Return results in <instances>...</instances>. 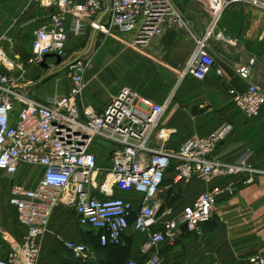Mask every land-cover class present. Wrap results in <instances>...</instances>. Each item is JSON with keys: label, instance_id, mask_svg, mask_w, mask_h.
<instances>
[{"label": "built area", "instance_id": "obj_1", "mask_svg": "<svg viewBox=\"0 0 264 264\" xmlns=\"http://www.w3.org/2000/svg\"><path fill=\"white\" fill-rule=\"evenodd\" d=\"M104 1L41 0L44 8L53 11L33 29L28 56L0 48V173L10 180L7 204L14 208L23 230L19 241L6 239L9 249L0 264H36L57 207L72 209L78 225L94 231L101 247L122 245L123 235L132 227L146 237L140 251L148 253L147 264H159V247L174 245L184 232L200 233L221 193L217 188L203 191L175 212L165 199L170 186L181 179L209 182L242 174L252 181L264 175L248 162V154L233 162L213 156L232 132L230 123L206 135L192 134L176 149H168L166 143L175 130L161 126V120L170 98L158 104L125 86L102 111L79 107L88 61L66 60L68 39L84 37L88 30L104 36L128 35L127 45L142 53L171 24L194 42L181 76L201 81L213 69L220 74L214 68L210 41L237 45L220 27L224 10L242 5L264 13V0H198L207 16L200 35L172 0H110L103 20ZM62 64L70 92L35 99L31 89L52 77L49 70ZM253 66L252 59L235 64L234 72L246 87L229 92L234 107L249 120L258 118L264 105V90L253 81ZM33 69L46 73L32 79ZM97 142L110 145L107 169L97 166L93 151ZM168 172H172L170 184L165 180ZM56 238L75 258L89 257L85 244ZM243 264H264V250Z\"/></svg>", "mask_w": 264, "mask_h": 264}, {"label": "crops", "instance_id": "obj_2", "mask_svg": "<svg viewBox=\"0 0 264 264\" xmlns=\"http://www.w3.org/2000/svg\"><path fill=\"white\" fill-rule=\"evenodd\" d=\"M2 1L10 10H4L7 12L0 18V26L4 28L0 34V48L26 57L31 42L24 39L23 33L40 26L53 9L44 8L41 0ZM109 1H104L103 20L107 16ZM190 9L192 12L184 10L183 13L192 21L193 31L200 35L206 27L207 16L206 21L195 20L194 5ZM220 27L235 37L237 45L210 41L214 68H219L220 74L213 69L201 81L189 75L181 76L194 42L184 30L171 24H167L162 35L142 53L127 45L130 36L117 32L104 36L88 30L84 37H70L66 43V60L81 58L88 61L83 76L84 87L77 98L78 106H91L102 111L110 98L125 86L158 104L170 98L161 120V126L175 130L166 143L168 149H176L192 134L206 135L226 122L232 125V132L219 143L213 156L233 162L248 154V162L264 171V105L260 116L249 120L234 107L229 94L230 90L241 91L246 87V82L235 74L234 66L248 58L261 63V68L253 66L252 73L253 81L264 90V13L247 6H231L222 13ZM63 67L62 64L51 68L49 73L57 75L34 86L31 95L41 101L53 94H68L71 83L64 78ZM45 73L44 69H33L29 76L35 79ZM93 151L97 166L107 169L110 166V145L94 143ZM106 154L108 159L104 161ZM101 178L99 174L98 179ZM171 178L172 172H168L167 184ZM213 188L221 193L210 219L200 226V233L184 232L174 245L160 246L159 264H243L248 257L264 250V175L253 177L252 181L242 174L214 178L209 182L193 178L170 194L174 200H170L169 206L178 212L191 204L198 194ZM10 208L14 217L10 216ZM0 217L1 260L9 249L6 239L10 237L19 241L23 230L14 208L8 204L4 203ZM58 235L85 244L89 257L75 258L57 240ZM122 239L121 249H102L96 233L80 227L72 209L57 207L51 216L48 233L41 240L36 264H126L129 260L147 264L148 253L140 251L146 237L131 227Z\"/></svg>", "mask_w": 264, "mask_h": 264}, {"label": "rangeland", "instance_id": "obj_3", "mask_svg": "<svg viewBox=\"0 0 264 264\" xmlns=\"http://www.w3.org/2000/svg\"><path fill=\"white\" fill-rule=\"evenodd\" d=\"M173 3H175L183 12L185 11H188V12H192V10L190 9V6L193 7L194 5V9H193V13L196 17L195 20H205L206 21V14L204 13V10H203V7L201 5V3L198 1V0H172ZM9 5V4H8ZM189 7V8H188ZM188 8V9H186ZM4 10H7L9 11L10 9L7 8V6L5 4H3V1L0 0V18L3 17V14L6 13L7 11H4ZM185 10V11H184ZM51 12V10H49L48 14ZM4 31V28L2 26H0V34L3 33ZM32 31L33 30H29V32H26V33H23V37L24 39H29L30 42H31V39H32ZM232 38H235L233 37L231 34H229ZM30 44V43H29ZM60 74V73H59ZM57 74H53L52 76H55ZM104 161L108 159V155H104L103 157ZM26 169L29 170V167H26ZM31 174H33V176H36L37 172L36 171H33ZM15 179H19V178H16ZM9 183H10V180L7 179L5 176H3L1 173H0V216H1V210H2V207L4 205V203L7 205V193H8V187H9ZM10 212H11V217H14L13 216V210L10 208ZM7 215V216H9ZM1 219V217H0ZM0 225H2V220L0 222ZM4 225V224H3ZM3 229L6 230V228L4 227ZM9 232V231H8ZM13 232V231H12ZM11 234V233H10ZM12 235V234H11ZM14 236V235H13Z\"/></svg>", "mask_w": 264, "mask_h": 264}, {"label": "water", "instance_id": "obj_4", "mask_svg": "<svg viewBox=\"0 0 264 264\" xmlns=\"http://www.w3.org/2000/svg\"><path fill=\"white\" fill-rule=\"evenodd\" d=\"M250 60H251V58H248L246 62H249ZM253 65L258 66V68H261V63L258 62L257 60H254ZM183 183H184V180L181 179L178 182H176L175 184H173L172 186H170L167 190V194H171L178 186H180Z\"/></svg>", "mask_w": 264, "mask_h": 264}, {"label": "trees", "instance_id": "obj_5", "mask_svg": "<svg viewBox=\"0 0 264 264\" xmlns=\"http://www.w3.org/2000/svg\"><path fill=\"white\" fill-rule=\"evenodd\" d=\"M166 200H169V202H167L168 205L171 204L170 200H174V198L172 197V195H169V196H165ZM129 223L131 224L132 223V218L130 219ZM14 225H17V224H14ZM99 245V243H98ZM100 246V245H99ZM101 247V246H100ZM121 245H112V244H108L106 246H103L101 247L102 249H108V248H113L115 249L116 248V251L117 249H121ZM84 263H87V262H84Z\"/></svg>", "mask_w": 264, "mask_h": 264}]
</instances>
